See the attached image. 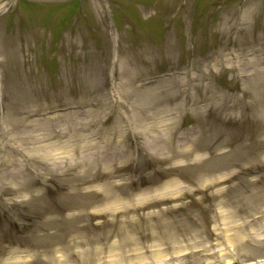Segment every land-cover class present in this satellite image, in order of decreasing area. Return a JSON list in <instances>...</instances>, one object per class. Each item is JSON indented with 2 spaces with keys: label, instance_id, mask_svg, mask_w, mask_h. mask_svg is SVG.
I'll list each match as a JSON object with an SVG mask.
<instances>
[{
  "label": "rangeland",
  "instance_id": "obj_1",
  "mask_svg": "<svg viewBox=\"0 0 264 264\" xmlns=\"http://www.w3.org/2000/svg\"><path fill=\"white\" fill-rule=\"evenodd\" d=\"M0 264H264V0H0Z\"/></svg>",
  "mask_w": 264,
  "mask_h": 264
},
{
  "label": "bare ground",
  "instance_id": "obj_2",
  "mask_svg": "<svg viewBox=\"0 0 264 264\" xmlns=\"http://www.w3.org/2000/svg\"><path fill=\"white\" fill-rule=\"evenodd\" d=\"M154 127H155V126H153V127H147L146 132H147L148 134H147L146 136H147L148 139H149V141H147V142H150V143H151L150 145L155 146V147H157V145L160 146L161 144L164 145L165 143H167V142H168L167 139H166L165 137H163V136H157V135L150 136V133H152L151 131H152V129H153ZM47 155H48V156H51V155H49V154H47ZM234 166H235V167H238V164H235ZM255 166H256V165H255ZM250 167L252 168L253 165H251ZM239 169H240V170H241V169H244V167H243V166H240ZM246 169H249V167H247Z\"/></svg>",
  "mask_w": 264,
  "mask_h": 264
}]
</instances>
